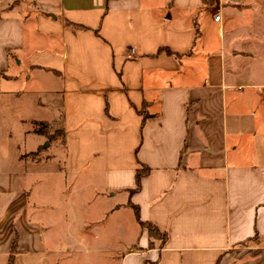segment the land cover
<instances>
[{"label":"crops","instance_id":"0c3cea01","mask_svg":"<svg viewBox=\"0 0 264 264\" xmlns=\"http://www.w3.org/2000/svg\"><path fill=\"white\" fill-rule=\"evenodd\" d=\"M18 103L65 155L0 133V264L15 240L12 264L74 253L45 174L119 194L85 249L107 264H264V0H0V107Z\"/></svg>","mask_w":264,"mask_h":264},{"label":"rangeland","instance_id":"374dc122","mask_svg":"<svg viewBox=\"0 0 264 264\" xmlns=\"http://www.w3.org/2000/svg\"><path fill=\"white\" fill-rule=\"evenodd\" d=\"M30 88H35V85H30ZM18 104H13L11 108L6 107V109L0 107V122L2 123H0L1 135L4 134L5 129L11 131L14 139L17 140L19 151L24 153L36 149V145L40 144L41 149L48 151V154L45 153L40 155V159H47L50 155L55 156L53 161L49 159L51 161H47L44 165L52 166L54 161H57L56 158L61 162V158L65 155V145L61 137V130L48 128L46 124L45 126L35 123L32 125V123L28 122L21 125L19 123V117H21L22 112H20V110H22V108L21 103ZM23 107L24 111H26V107ZM28 107L29 116L44 117V114H40L31 106ZM41 128L47 130V141H43L41 136L37 137V135L33 134L34 130L36 131ZM24 132L26 133L24 134ZM38 151L40 152V150ZM29 158L36 160L38 157L31 153ZM45 178L46 191L50 194V198L54 202L53 212L56 218L55 227L59 234L65 231V229L71 231L72 237H70V240L75 242V246L71 247V251L74 252L73 254L69 256L60 255L62 264H107V261L104 262L107 256L106 254L97 250L98 253L91 255L88 254L85 249L87 246L86 244H89L90 239L88 236H90L91 229L93 234L95 231L98 233L100 237L98 239V246H102L101 235L106 231L107 226H103L101 219L106 214L104 211L108 209L112 203L119 202V194L115 197H111L97 182H89L80 174H67L65 177L60 176L58 180L57 174H45ZM51 187H53L52 190ZM95 219L100 221L97 227H91L89 221ZM108 224H110L108 229H111L113 225L112 221L109 220ZM62 240L63 239H61V242H63ZM113 262L115 263L112 264L117 263L116 258Z\"/></svg>","mask_w":264,"mask_h":264},{"label":"trees","instance_id":"16d2710c","mask_svg":"<svg viewBox=\"0 0 264 264\" xmlns=\"http://www.w3.org/2000/svg\"><path fill=\"white\" fill-rule=\"evenodd\" d=\"M203 2L205 4H210L211 5V4L214 3V0H203ZM38 124H40L42 126H45V123H43V122L38 123ZM36 131L37 132H42L44 134L47 133V130L46 129H42V128L41 129H37ZM147 170H148V167L146 165H142L140 168H137L136 173H135V182H136L135 183V187L131 188L130 192H133V191L137 190L140 187V178H141V176L144 173L147 172ZM130 204L133 207L136 216L138 217V207H137V205H134L131 202H130ZM140 224L147 229L149 235L158 236L161 239L165 238L164 234L155 225H153L151 222H149V221H146V222L140 221ZM16 243H17V240H15V243H14V246H13V250H12V253H11V256H10V264H12V262H13V258H14V254H15V250H16Z\"/></svg>","mask_w":264,"mask_h":264},{"label":"built area","instance_id":"2783aa9c","mask_svg":"<svg viewBox=\"0 0 264 264\" xmlns=\"http://www.w3.org/2000/svg\"><path fill=\"white\" fill-rule=\"evenodd\" d=\"M219 18H220V15H219V14L215 15V17H214V19H215L216 21H218ZM132 51H133V50H131V52H132Z\"/></svg>","mask_w":264,"mask_h":264}]
</instances>
